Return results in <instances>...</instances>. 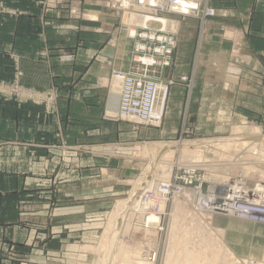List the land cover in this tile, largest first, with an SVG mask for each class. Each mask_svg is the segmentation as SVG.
I'll return each instance as SVG.
<instances>
[{"label": "crops", "instance_id": "crops-1", "mask_svg": "<svg viewBox=\"0 0 264 264\" xmlns=\"http://www.w3.org/2000/svg\"><path fill=\"white\" fill-rule=\"evenodd\" d=\"M55 1L0 0L15 13L0 19V81L11 79L13 55L23 87L58 92L51 115L0 95V264H84L89 255L78 241L97 235L114 194L125 193L123 183L93 187L88 180L96 156L123 158L98 153L111 146L119 154L126 136L125 124L108 115L112 93L101 81L111 69L127 70L132 42L106 0ZM210 5L216 15L202 31L197 19L178 21L172 78L193 75V88L188 95L183 84L170 87L157 140H173L182 127L216 134L229 119L264 127V0ZM89 147L97 154L77 151ZM230 220L231 248L264 264V225Z\"/></svg>", "mask_w": 264, "mask_h": 264}, {"label": "rangeland", "instance_id": "rangeland-1", "mask_svg": "<svg viewBox=\"0 0 264 264\" xmlns=\"http://www.w3.org/2000/svg\"><path fill=\"white\" fill-rule=\"evenodd\" d=\"M207 5L209 7H212L210 5V0H207ZM106 8L110 10L111 13H114L115 18L118 20V23L121 26L122 35H124L125 38L129 40L126 35V30L129 31L130 29H134V27L131 26L132 22L130 21V17L133 18V14L139 13L122 14L110 7L106 6ZM183 17L185 16L164 17L172 22H176L173 23L171 27H168L173 33L176 34V37L178 21L184 19ZM191 18L197 19L199 21L201 31L207 20L211 19L205 18L204 20H201L196 17ZM197 51H199V47H197ZM10 58L12 60L14 71L11 79L7 83L0 81V85H3V89L7 90L8 92L0 93V95L7 97L11 101L19 105L29 103L32 106H40L44 109L46 114H53L55 112V106L58 99V92L56 91L55 87L51 86L42 92L23 87L21 84L23 73L19 67L18 58L13 55H10ZM131 59L132 50L129 65L127 67L128 70L111 69L109 77L106 80L101 81V85L108 87L111 90L112 97L113 95H115L116 97H118V100L120 83L116 79H113L112 72H128L132 65ZM173 60L175 62L174 57ZM17 64L18 71L15 75L16 67L14 65ZM175 66L177 68V64H175ZM175 69L166 70L165 76H168V78L171 79L173 77L172 72ZM181 77H187L191 80L188 85L177 83L183 84L186 88V92L189 95L193 88V75H180L178 79L180 80ZM14 88H17L18 90L13 94L12 90ZM118 100L116 105L117 108H115L116 111L114 113H110L109 110L108 115L111 119L118 122H123L125 124V140L120 147L121 149H119V154H117V148H113L111 146L105 147L106 150L98 153H109L111 156L113 154L120 155L123 158H110L107 160L106 156H96L95 160H91L92 163L95 164V167L93 169V175H91L90 180H88V184L89 186L93 187L101 185H110L111 187H116L117 185H121V183H123L125 193H123L122 195L120 194L119 196H117V194H114V201L111 203L107 213H105V215L103 216V221H101L102 224L99 226V228L96 229L97 235H95L90 241H78L79 244L83 245L80 248L86 249L85 251H87V254L89 255L88 261L87 259L83 261L84 264H101L103 252L108 247L107 234H103L105 232V229L109 228L110 217L112 220L114 215L113 212L114 209L117 208V204L122 201L131 199H133V202L136 201V191L140 187L145 188L147 187L145 186V184H148L149 186L153 184V181L167 180L170 174L174 172L176 168L181 169L184 166L196 164L204 171H198L195 174L196 181L194 182V184L197 185L201 182L203 183V187H206L208 184L220 185L225 183V185H229V183H231L232 181H241L243 183L249 180L264 184V157L259 156L261 154L264 155V127L257 124L256 121L229 119L221 129V132L207 136L192 133L191 130L182 127L181 132L177 135V137L173 138V140H157L155 139V137L157 138L158 133H160L161 131L160 128L163 120L159 127L152 128L140 125L134 121H128L126 119L117 120L119 103ZM167 103L168 97L166 101V107ZM155 129L158 130L156 131ZM248 136L256 138L257 143L261 140L263 142L261 144H249L247 143V141L230 140H236L237 137L241 138ZM226 139L230 141L220 143L222 140ZM211 141L216 142L212 143ZM160 143L172 144L171 146L164 148L161 151V149L159 148V145L161 146ZM77 151L78 153H85L87 155H91L92 152L97 154L96 148L93 149L90 147L78 148ZM154 157L157 158L155 159ZM84 160L86 159L84 158ZM153 161L155 162V164ZM83 162L85 161H77L76 163L79 167L80 163ZM65 163H69V161H63V168L65 167ZM156 163L157 166L155 167ZM161 163L170 164V167L163 170L162 167H160ZM149 165L150 167L153 166V168H151L152 171L147 169V166L149 167ZM102 168L106 169V171H101ZM193 177L194 176H192V178ZM204 177L205 180H203ZM53 191L51 190L50 195L57 193L58 190L57 188H53ZM185 202L186 201L183 198H174V200H172L166 206V208L164 209L162 224L160 225L161 230L153 227L148 228L149 225L148 227H145L146 225L144 226L143 223L144 218L142 220V218L137 217V215L130 217L132 212L128 211L127 206L125 211L126 215L124 214L125 217L123 218L127 221L128 224H130V227L132 226L130 229H127L130 235L127 238H116L117 242L115 240L112 245V248L115 247V249L113 251H109L107 264H162L166 244L168 243V247L170 246V238L172 237L173 233L176 237L180 239L183 238V241L185 242L182 243L184 244V246H187V248L190 247L193 251L203 252L208 257L210 256L209 254H214V257L217 258V261L215 260L217 263L220 261L221 264H225L226 259H231L234 264H255L253 263V261L251 262L250 260L246 259L244 255L237 253L234 249L231 248V235L229 230L232 224V220L230 219L249 222L242 224L250 227L253 226L252 224L264 225L263 223H254L231 216L210 215L207 213L199 214L198 211L192 209L189 204H186ZM131 205L129 206L131 207ZM177 211L178 213H176ZM127 216H129V220ZM176 228L177 230H175ZM120 234L121 233L119 232L118 236H120ZM235 236L236 235L234 234V238ZM243 237H245L244 234H239V241L241 240V243L245 244V240L243 239ZM36 241L37 239L35 237L32 241V244H30L29 246L36 247L37 245H34ZM38 241L41 240L38 239ZM115 242L116 246H114ZM221 246L224 249L223 253L221 252ZM153 249H156L157 251L156 262L151 263L143 260V258H145L144 255L147 254L148 251ZM220 257L221 259H219ZM220 262L218 264H220ZM73 263L74 262H71L69 260L66 264Z\"/></svg>", "mask_w": 264, "mask_h": 264}, {"label": "built area", "instance_id": "built-area-1", "mask_svg": "<svg viewBox=\"0 0 264 264\" xmlns=\"http://www.w3.org/2000/svg\"><path fill=\"white\" fill-rule=\"evenodd\" d=\"M182 2L192 3L193 6L183 7ZM58 3L62 1L56 0L54 5ZM106 6L122 14L139 13L151 17L167 14L200 17L203 20L214 16V9L207 5V0H106ZM5 15L14 16L15 13L0 6V19ZM152 23L157 22L148 20L134 33L126 30L127 38L134 43L132 65L127 73L112 72V77L120 82L118 118L151 128L159 127L162 122L170 87L177 83L191 82L187 77L174 80L165 76L166 70L174 67L172 57L177 47V38L162 29L154 28L150 25ZM14 66L16 75L18 64ZM3 88L0 85V93H8ZM17 90L14 88L13 94ZM198 171L204 170L196 164L176 168L167 180L153 181V184L145 188L140 187L136 191L137 217L142 220L144 218L143 223L147 224L149 214L157 216L158 222H150L148 228L161 230L166 206L174 198H183L199 214L231 216L264 224V194L252 191L250 185H243L241 181H232L225 187L212 184L203 187L201 182L195 185V174ZM236 186L243 189L236 191ZM156 258V249L146 254L147 261L151 263H155Z\"/></svg>", "mask_w": 264, "mask_h": 264}, {"label": "bare ground", "instance_id": "bare-ground-1", "mask_svg": "<svg viewBox=\"0 0 264 264\" xmlns=\"http://www.w3.org/2000/svg\"><path fill=\"white\" fill-rule=\"evenodd\" d=\"M182 3H183L182 4L183 7H185V6H193L192 3H188V2H182ZM165 15L166 16H170V15H167V14H163V15H161L159 17H156V16L151 17L149 15L142 16L141 14H133V18L130 17V19H131L130 21L132 22L131 23V26H133L134 29H130L129 31L131 33H134V30H138L144 24H146V22H148V20H151V21L157 22V23L150 24L151 26H153L156 29H162L164 32L169 33V34H172V35H174L176 37V34L173 33L168 28V27H170V25H172L175 22H170V20H168L167 18H164V17H166ZM214 16H215V9H214ZM150 18H153V19H150ZM196 18L201 19L200 17H196ZM209 18H212V17H209ZM209 18H206V19H209ZM129 40L132 42V57H133V45H134V43H133V41L131 39H129ZM177 45H178V40H177ZM176 49H177V47H176ZM176 49L174 50V53H175ZM174 53H173V57H174ZM173 57H172V61L174 63V67L172 69H175L176 68V66H175L176 63L174 62ZM131 64H132V59H131ZM116 72H118V71H116ZM121 73H125V72L122 71ZM126 73H127V71H126ZM166 77H168V76H166ZM182 83L188 85L187 82H182ZM167 97H168V94H167ZM117 98L118 97H116L115 95H113V97H112V99H111V101L109 103V110H110L109 112L110 113H114V111H115L114 108L115 107L117 108V106H116L117 105V100H118ZM165 109H166V107H165ZM164 114H165V112H164ZM163 118H164V116H163ZM117 120H120V119L118 118ZM230 140L231 141H247V143H249V144L250 143L261 144L264 141V139H263V141L261 140V141H259L257 143L256 138H252V137H249V136L248 137H241V138H238L237 137L236 140H232V139H230ZM230 140H227V139L226 140H222V141L220 140L221 141L220 143L229 142ZM211 142L212 143H215L216 141H211ZM160 144H161V146L159 145V148L162 151L164 148H167V147L171 146L172 143L171 144L170 143H168V144L167 143H164V144L160 143ZM259 156L260 157H264L263 154H261ZM152 160H154V159H152ZM157 163H156L155 167L157 166ZM154 164H155V162H154ZM158 165H160V164H158ZM169 165L170 164H166V163H163L162 164L161 163L160 167H162V169L165 170L166 168H169L170 167ZM151 168H153V166L152 167H150V165H149V167L147 166V169L148 170H151ZM243 185H250L251 188H252V191H257V193H259L260 195L264 194V184L263 183H260V182H257V181H252V180L250 181L249 180V181L244 182ZM145 186H148V184L147 185L145 184ZM215 186L216 187H225L226 185H225V183H223V184L215 185ZM234 189H236V191H241L243 189V187L236 186ZM132 200L133 199L127 200V201L125 200V201H122L119 204H117V208H115L114 209V212H113L114 215H113L112 220H111V217H110L109 228L106 229L105 232H104V235L107 234V237H108V247L103 252L101 264H107V257L109 255V251H113L115 249V247L112 248V245H113L114 241L116 240V238L117 239H118V237L119 238H125V237L127 238L130 235L128 233V230L127 229H130L132 226L130 227V224H128L127 221L123 217H125L124 214H125V211H126V207L127 206H128V208H127L128 211H131L132 212V214L130 215V217H133V216L136 215L135 207L138 206V202H137V200L134 201V202ZM129 205H131V207ZM127 213H129V212H127ZM176 213H178V211ZM128 217L129 216H127V218ZM120 218H121V220H120ZM129 219L130 218H128V220ZM150 222H152V223L158 222V217L155 216V215H153V214H149L148 217H147V224L144 222V224L146 225V227H148V225H149ZM175 225H176V223H175ZM121 230H123V231H121ZM175 230H177V228ZM119 232L121 233L120 236H118L119 235ZM170 241L171 242H170V246L169 247H168V243L166 244L165 252H164V258H163L162 264H218L220 262V261L218 263L216 262L217 261V258L214 257V254H209L210 256L208 257L203 252L193 251L192 248H190V247L187 248V246H184V244H183L185 242V241H183V238L180 239V238L176 237L174 235V233L172 234V237L170 238ZM116 242H117V240H116ZM116 242H115L114 246H116ZM167 242H169V241H167ZM150 251H152V250H150ZM223 251H224V249L221 246V252L223 253ZM144 257L145 258H143V260L147 261L146 254L144 255ZM219 259H221V257ZM220 264H221V262H220ZM225 264H234V263L232 262L231 259H226L225 260Z\"/></svg>", "mask_w": 264, "mask_h": 264}]
</instances>
